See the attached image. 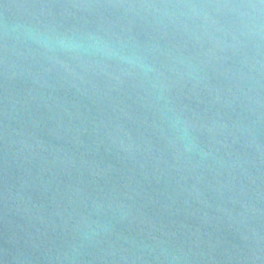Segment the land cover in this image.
Instances as JSON below:
<instances>
[{"label":"water","instance_id":"obj_1","mask_svg":"<svg viewBox=\"0 0 264 264\" xmlns=\"http://www.w3.org/2000/svg\"><path fill=\"white\" fill-rule=\"evenodd\" d=\"M0 264H264V0H0Z\"/></svg>","mask_w":264,"mask_h":264}]
</instances>
